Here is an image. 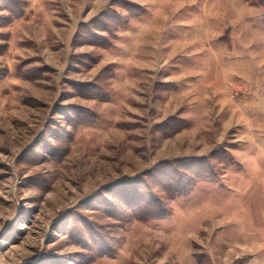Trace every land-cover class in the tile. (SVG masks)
Here are the masks:
<instances>
[{
    "label": "rangeland",
    "instance_id": "374dc122",
    "mask_svg": "<svg viewBox=\"0 0 264 264\" xmlns=\"http://www.w3.org/2000/svg\"><path fill=\"white\" fill-rule=\"evenodd\" d=\"M0 264H264V0H0Z\"/></svg>",
    "mask_w": 264,
    "mask_h": 264
}]
</instances>
